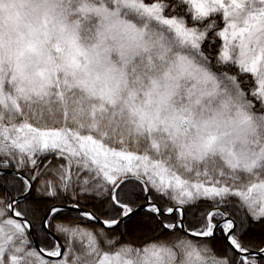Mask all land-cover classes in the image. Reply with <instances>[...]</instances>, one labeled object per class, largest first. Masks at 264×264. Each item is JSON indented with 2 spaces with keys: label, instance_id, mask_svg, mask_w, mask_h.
I'll use <instances>...</instances> for the list:
<instances>
[{
  "label": "snow or ice",
  "instance_id": "6c2138e0",
  "mask_svg": "<svg viewBox=\"0 0 264 264\" xmlns=\"http://www.w3.org/2000/svg\"><path fill=\"white\" fill-rule=\"evenodd\" d=\"M0 264H264V0H0Z\"/></svg>",
  "mask_w": 264,
  "mask_h": 264
}]
</instances>
